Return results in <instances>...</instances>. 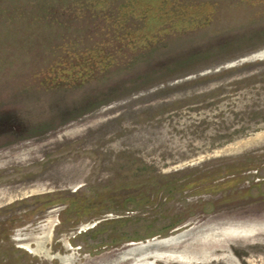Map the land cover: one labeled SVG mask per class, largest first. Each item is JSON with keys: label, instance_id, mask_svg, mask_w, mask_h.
Segmentation results:
<instances>
[{"label": "rangeland", "instance_id": "obj_1", "mask_svg": "<svg viewBox=\"0 0 264 264\" xmlns=\"http://www.w3.org/2000/svg\"><path fill=\"white\" fill-rule=\"evenodd\" d=\"M161 1L0 0V264H264V0Z\"/></svg>", "mask_w": 264, "mask_h": 264}, {"label": "trees", "instance_id": "obj_2", "mask_svg": "<svg viewBox=\"0 0 264 264\" xmlns=\"http://www.w3.org/2000/svg\"><path fill=\"white\" fill-rule=\"evenodd\" d=\"M90 2H92V4H94V6H105V5H108L109 4V1L110 0H89ZM121 2H123V4L121 5V8L123 9V11H126V13L128 14V12L130 13H136L139 15L138 17H140V21L142 22H145L148 18H153V11H155L157 8L153 7V5L150 3L151 0H120ZM177 1V0H176ZM170 0H163V2L161 1V5L163 4L164 6V13L165 10L167 11V6L169 4ZM178 4H179V1H177ZM174 1H171V4H173ZM161 5H160V8H161ZM175 6V5H174ZM182 6V7H181ZM188 5H181L179 4V7L183 8V7H187ZM70 7V6H69ZM153 14V15H152ZM156 15V14H155ZM154 19H161V16L160 18L159 17H156L154 16L153 20ZM116 21L118 22L115 27L118 28V29H121L123 27V25L125 24V22L123 23L121 21L120 18L116 19ZM151 21V20H149ZM128 28H132V29H128ZM127 28V32L126 34H130L132 35L134 33V29L138 28V26H131V27H128ZM144 33H147V32H144ZM145 36L147 37L148 35L145 34ZM93 52V50H92ZM91 53V52H90Z\"/></svg>", "mask_w": 264, "mask_h": 264}, {"label": "water", "instance_id": "obj_3", "mask_svg": "<svg viewBox=\"0 0 264 264\" xmlns=\"http://www.w3.org/2000/svg\"><path fill=\"white\" fill-rule=\"evenodd\" d=\"M183 238H184L183 235L170 237L168 239L159 241V242L154 243V244H152V243L146 244L145 246L143 245L141 247H137L135 249H132V250L128 251V254H131L133 251L145 250L147 248H151L152 246H169V245L175 244L177 242H180Z\"/></svg>", "mask_w": 264, "mask_h": 264}]
</instances>
